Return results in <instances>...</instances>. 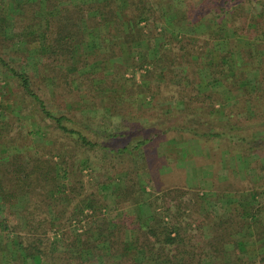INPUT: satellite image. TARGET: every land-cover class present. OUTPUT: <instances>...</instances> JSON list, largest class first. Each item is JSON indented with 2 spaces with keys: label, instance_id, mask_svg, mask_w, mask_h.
<instances>
[{
  "label": "trees",
  "instance_id": "1",
  "mask_svg": "<svg viewBox=\"0 0 264 264\" xmlns=\"http://www.w3.org/2000/svg\"><path fill=\"white\" fill-rule=\"evenodd\" d=\"M219 1L0 0V68L53 124L25 158L0 153V264H264V0L256 18ZM47 88L64 112L47 106ZM82 97L119 122L93 133L71 113ZM168 136L205 148L213 193L146 192L138 159ZM81 150L101 154L92 166L108 175L111 207L86 192ZM224 155L238 162L219 180Z\"/></svg>",
  "mask_w": 264,
  "mask_h": 264
},
{
  "label": "rangeland",
  "instance_id": "2",
  "mask_svg": "<svg viewBox=\"0 0 264 264\" xmlns=\"http://www.w3.org/2000/svg\"><path fill=\"white\" fill-rule=\"evenodd\" d=\"M197 1L198 0H195V3ZM261 1L263 0H220L219 3L223 5V7H227L229 5H241L243 9L248 10L250 13L252 9L251 14L256 18L257 13L262 7L260 4ZM211 16L218 20L221 14H206V18ZM262 21L263 22H261V24L264 26V20ZM16 35L18 37L17 32ZM257 36L259 37V40L263 41L264 30L259 32ZM236 43L238 46H243V43L239 40ZM101 49L102 48H100V50ZM15 50L18 49L15 46H11L9 49L5 50V53L10 54ZM136 50L139 51V48ZM11 59L16 61L18 60V58L13 56H11ZM24 69L32 73L33 76L36 74V69L32 59H28ZM133 75L135 81L139 83L141 81L140 72L137 71ZM128 76H132L131 70L128 72ZM140 89L141 88L139 87H134L132 91H139ZM0 94V117L2 119L3 116L8 115V117L4 119L5 121H0V132L3 136L0 144V153L11 158L14 153L16 154L18 152L23 156V158H25L28 151L32 153L36 151L37 143L41 144L43 141L45 144L46 139L44 138L52 134L53 124L39 112L38 107L30 100V98L21 94L17 83L11 80L1 68ZM43 98L45 99L47 106L56 113L57 111L58 113L65 111V99L57 94L53 95V92L49 90V88L43 91ZM82 100L83 108H81V110L73 109L71 110V113H74L77 117H82L86 120L87 118H90V128L93 133L101 134L102 131L110 129L115 123L119 122L118 119L110 117V114L102 108L100 98H91L90 100L82 97ZM175 106V104L171 105L173 108ZM168 108V103L161 106L162 111H165ZM133 127H136V124ZM68 145H70V143ZM76 153V155H78L77 160H79L81 165L89 166L90 164V168L80 167L83 173V181L86 187V192L91 191L93 188L100 189L104 192V196L107 198V202L111 207L113 205V196H110L111 194L109 188L107 189L106 186L103 188V182H101L102 179L108 177V175L97 174V163L92 166L93 162L97 161L100 163L102 161L101 154L93 150H81ZM144 153L145 155L142 154V156L138 159V174L140 182L146 185V192L161 193V191L166 188L181 187L186 189L190 194L193 190H200L201 193L206 195L211 194L212 190L218 188L215 187V185L213 186L211 176L212 166L201 164L208 158V154L205 148L194 139H184L182 136H168L152 145L150 149L146 150ZM224 158V166L218 172L219 180H225L228 176L227 170L230 169V167H233L232 169H236V165L234 164L235 162H238L236 156L224 155ZM160 162L162 163V167L159 168L158 166ZM150 169L153 171H156L157 169L156 174H159L157 180L151 181V185L146 183L149 179V174L147 172L150 173ZM231 176L233 175L231 174ZM239 176L241 177V174H236V176L234 175V178L240 179ZM97 180L99 181L95 185ZM244 185L245 183H243L242 186ZM257 188V191L264 189V187L261 186ZM211 204L213 205L212 207L216 215L223 213V203L212 202ZM21 222L23 223V220ZM69 226L71 230L75 229L76 232H80V226L77 225L76 227L74 222H71ZM53 231L54 233L50 235L52 239H54L55 234H57V223ZM12 239H14V236L11 237V240ZM5 240V234L1 233L0 242H4ZM7 242L10 243L9 240Z\"/></svg>",
  "mask_w": 264,
  "mask_h": 264
}]
</instances>
